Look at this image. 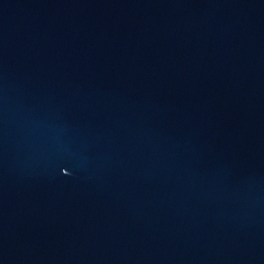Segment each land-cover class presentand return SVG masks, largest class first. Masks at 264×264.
Here are the masks:
<instances>
[{
    "label": "water",
    "instance_id": "95a60500",
    "mask_svg": "<svg viewBox=\"0 0 264 264\" xmlns=\"http://www.w3.org/2000/svg\"><path fill=\"white\" fill-rule=\"evenodd\" d=\"M0 264H264V0H0Z\"/></svg>",
    "mask_w": 264,
    "mask_h": 264
}]
</instances>
